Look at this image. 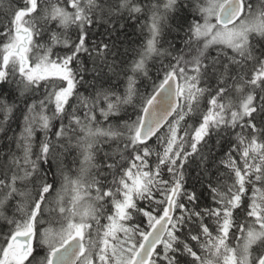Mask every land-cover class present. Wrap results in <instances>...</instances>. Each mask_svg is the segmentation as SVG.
I'll list each match as a JSON object with an SVG mask.
<instances>
[{"label": "snow or ice", "instance_id": "6c2138e0", "mask_svg": "<svg viewBox=\"0 0 264 264\" xmlns=\"http://www.w3.org/2000/svg\"><path fill=\"white\" fill-rule=\"evenodd\" d=\"M0 13V264H264V0Z\"/></svg>", "mask_w": 264, "mask_h": 264}, {"label": "trees", "instance_id": "16d2710c", "mask_svg": "<svg viewBox=\"0 0 264 264\" xmlns=\"http://www.w3.org/2000/svg\"><path fill=\"white\" fill-rule=\"evenodd\" d=\"M0 15H2V13H0ZM133 39H135V37H133ZM13 127L16 128V124L15 123L13 124ZM16 130L19 131L18 128ZM0 147H3V144L2 143H0Z\"/></svg>", "mask_w": 264, "mask_h": 264}]
</instances>
